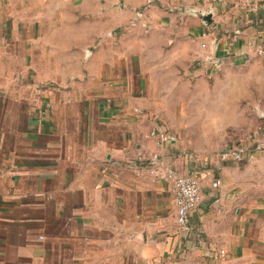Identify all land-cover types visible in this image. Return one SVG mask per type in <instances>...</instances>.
<instances>
[{
	"label": "crops",
	"instance_id": "1",
	"mask_svg": "<svg viewBox=\"0 0 264 264\" xmlns=\"http://www.w3.org/2000/svg\"><path fill=\"white\" fill-rule=\"evenodd\" d=\"M184 7L175 38L128 40L113 29L121 14L99 0H0V264H264V152H251L264 134L231 140L223 148L243 160H221L188 150L173 126L192 86L185 72L201 62L214 75L202 43L218 41L221 71L256 60L264 0ZM89 13L104 19L82 34ZM147 17L156 33L174 19ZM168 42L183 54L146 55ZM155 154L200 175L186 234L171 182L117 163Z\"/></svg>",
	"mask_w": 264,
	"mask_h": 264
},
{
	"label": "rangeland",
	"instance_id": "2",
	"mask_svg": "<svg viewBox=\"0 0 264 264\" xmlns=\"http://www.w3.org/2000/svg\"><path fill=\"white\" fill-rule=\"evenodd\" d=\"M197 1L99 0L100 3L111 5L112 9H116V16L121 14V20H124L118 21V25L113 29L122 32V36L128 40H134L136 37L142 40H161L162 35L175 38L177 34H181L175 25L182 22L179 12L182 10L186 12L184 5ZM159 11L173 17L172 24L175 26L171 24L160 32H151L148 29L150 21L147 16ZM86 17L87 27L82 28V34H87L89 24L104 19L97 13H89ZM108 21L110 20L106 16V23ZM75 30L76 35L77 30ZM186 36L182 32L179 38ZM102 37H105L104 33L100 34V38ZM191 40L189 50L198 46L194 38ZM174 44L168 42L161 48L149 44L146 55L156 57L157 60L161 58L162 53L169 57L181 56L185 47ZM184 55L186 56L185 53ZM204 66L201 62L193 63L189 68L190 72H185L187 79L192 82L191 90H186L187 94L179 96L185 109L173 111V126L181 144L188 150L217 154L231 140L245 138L256 131L260 135L264 134V56H257L256 60L248 64L239 66L233 64L227 71L218 70L210 76ZM193 72H201L195 76V81L191 75ZM178 107L182 108L181 105Z\"/></svg>",
	"mask_w": 264,
	"mask_h": 264
},
{
	"label": "built area",
	"instance_id": "3",
	"mask_svg": "<svg viewBox=\"0 0 264 264\" xmlns=\"http://www.w3.org/2000/svg\"><path fill=\"white\" fill-rule=\"evenodd\" d=\"M209 35L210 32L204 33V36ZM202 47L209 50L206 58L208 67L213 72L220 70L221 59L210 53V45L207 42L202 43ZM255 53L257 56H264V38L261 43L255 47ZM149 136L158 138L160 144L171 141L172 139L167 132L159 130L151 131ZM251 148V152H264V143L257 141ZM217 155L221 160H228L230 158L237 161L243 160L242 151L235 147L222 148L218 151ZM117 163L130 166L137 174L146 171L154 178L171 182L176 206V224L179 230L185 234L190 230L191 211L202 201L199 173H182L172 162L165 158H161L156 154L149 158L139 157L134 163ZM217 185L218 183L214 182V186ZM220 252L222 255L225 254V250L223 249Z\"/></svg>",
	"mask_w": 264,
	"mask_h": 264
},
{
	"label": "water",
	"instance_id": "4",
	"mask_svg": "<svg viewBox=\"0 0 264 264\" xmlns=\"http://www.w3.org/2000/svg\"><path fill=\"white\" fill-rule=\"evenodd\" d=\"M186 11H188V9L185 8ZM192 13H195L198 17H200L203 21L204 24L208 25L212 22L213 20V13L212 12H204V11H201V10H190ZM218 44V41H214L212 43V46H211V54H214L215 52V49H216V46Z\"/></svg>",
	"mask_w": 264,
	"mask_h": 264
}]
</instances>
